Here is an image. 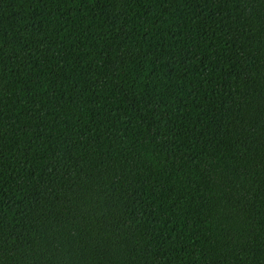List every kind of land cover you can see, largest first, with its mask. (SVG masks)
Masks as SVG:
<instances>
[{
    "label": "trees",
    "instance_id": "16d2710c",
    "mask_svg": "<svg viewBox=\"0 0 264 264\" xmlns=\"http://www.w3.org/2000/svg\"><path fill=\"white\" fill-rule=\"evenodd\" d=\"M0 264H264V0H0Z\"/></svg>",
    "mask_w": 264,
    "mask_h": 264
}]
</instances>
